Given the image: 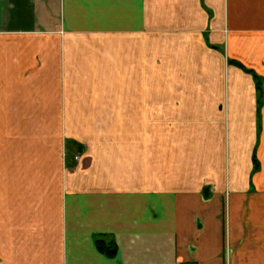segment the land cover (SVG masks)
<instances>
[{"label":"crops","instance_id":"1","mask_svg":"<svg viewBox=\"0 0 264 264\" xmlns=\"http://www.w3.org/2000/svg\"><path fill=\"white\" fill-rule=\"evenodd\" d=\"M229 59L264 78V0H0V192L51 156L62 191L55 235L0 264H264V81L252 172L255 84Z\"/></svg>","mask_w":264,"mask_h":264},{"label":"rangeland","instance_id":"2","mask_svg":"<svg viewBox=\"0 0 264 264\" xmlns=\"http://www.w3.org/2000/svg\"><path fill=\"white\" fill-rule=\"evenodd\" d=\"M255 71V70H254ZM196 76H199V71H194ZM257 73V71H255ZM258 74V73H257ZM197 79H193L195 81ZM179 84V82H177ZM220 104L216 107L215 118L220 121V117L223 116L226 120L230 115L231 120L235 117L236 108H233L231 103V108L228 110L227 105V94H225V100L223 109H220ZM261 118V116H260ZM232 122V121H231ZM255 142L252 154H256L257 141L261 132V119L257 123L255 121ZM231 130V127H230ZM226 131V129H225ZM217 132V130H216ZM215 132V135H216ZM227 138L225 137V143L227 144ZM218 144V142H217ZM211 150V149H210ZM214 158L215 152H214ZM257 158V155H256ZM76 160L77 158L74 157ZM252 160V156H251ZM258 160V158H257ZM259 163V160H258ZM246 164H241V167H245ZM58 163L54 157H48L47 162V173L45 179H39V176L34 173L36 172L33 169L32 173L28 175L27 182L30 183L31 188L27 189L23 187L22 189L17 188L12 191L11 198L7 192H0V259L3 257L12 256V247L19 244H25L27 240L33 236L35 230H47L54 234V231L58 229V209L60 204V197L62 191L60 188V171ZM260 166V165H259ZM254 168L252 162V170ZM259 170V168H258ZM244 177V176H243ZM239 181L243 183L242 175H239ZM42 183V184H40ZM41 188H39V187ZM11 192V191H10ZM12 200L11 202H8ZM9 231V232H8ZM52 233L49 235L52 236ZM26 239V240H25ZM54 240V239H53ZM53 240L47 239L48 244ZM51 241V242H50Z\"/></svg>","mask_w":264,"mask_h":264},{"label":"trees","instance_id":"3","mask_svg":"<svg viewBox=\"0 0 264 264\" xmlns=\"http://www.w3.org/2000/svg\"><path fill=\"white\" fill-rule=\"evenodd\" d=\"M228 63L236 65L237 67L241 68L246 73L251 74L254 84H255V90H256V118H257V123H259L260 122V110H261V106L263 102L262 99H263L264 78L261 77L259 74H257L253 69L244 66L239 61L229 59ZM252 162L254 165L252 172H256L259 168V163L256 158L255 152H253L252 154ZM65 164L69 165L66 160H65ZM94 244H95L96 249L107 257H114L117 253V245L115 241L108 235H103V234L96 235L94 238Z\"/></svg>","mask_w":264,"mask_h":264},{"label":"built area","instance_id":"4","mask_svg":"<svg viewBox=\"0 0 264 264\" xmlns=\"http://www.w3.org/2000/svg\"><path fill=\"white\" fill-rule=\"evenodd\" d=\"M75 158H78V156H75ZM179 264H187V263H179Z\"/></svg>","mask_w":264,"mask_h":264}]
</instances>
